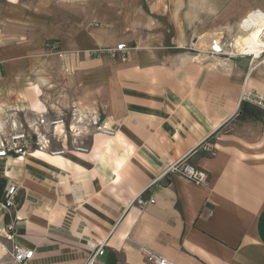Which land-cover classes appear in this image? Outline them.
<instances>
[{
	"label": "crops",
	"instance_id": "obj_1",
	"mask_svg": "<svg viewBox=\"0 0 264 264\" xmlns=\"http://www.w3.org/2000/svg\"><path fill=\"white\" fill-rule=\"evenodd\" d=\"M263 23L264 0H0V124L69 123L75 109L114 131L84 136L88 152L63 139L62 155L0 157L1 189L19 187L6 221L33 249L21 264H82L100 243L95 264H151L144 248L176 264H264V121L234 119L244 92L264 97V62L204 53ZM119 43L124 61L106 51ZM184 155L206 185L163 175ZM10 244L0 264H20Z\"/></svg>",
	"mask_w": 264,
	"mask_h": 264
},
{
	"label": "built area",
	"instance_id": "obj_2",
	"mask_svg": "<svg viewBox=\"0 0 264 264\" xmlns=\"http://www.w3.org/2000/svg\"><path fill=\"white\" fill-rule=\"evenodd\" d=\"M232 42H234L233 38L217 34L214 38H211L209 46L204 51L206 59L215 61L216 58L232 59L245 56L249 58V64L251 65L254 54L237 51L232 47ZM125 50L124 43L106 49L112 57H116L121 61L126 59ZM58 54L61 58L64 57L63 52L58 51ZM256 59H258L257 63L264 62V50L259 53ZM222 64L224 65L225 62H222ZM216 65L221 67L219 61L216 62ZM243 97L264 109V97L248 92H244ZM69 116V123L63 115L47 117L45 113H38L33 119L16 117L10 121H4L0 124V157H22L33 152L62 155L66 150L62 145L63 139L69 141L72 150L88 152L89 148L84 143V136L92 132L102 133L103 135L114 134L112 129L106 127L103 118L99 114L79 113L73 109L70 111ZM57 127H61V130ZM56 144H59L60 148L54 149L53 146ZM200 145L208 150L210 154H214V149L209 146L206 140ZM168 174L180 175L197 184L206 185L208 182L206 170L188 162L187 155L170 163L163 175ZM18 189V185L8 183L0 190V235L11 241L8 249L11 260L21 264L33 256V249L26 248L13 240L14 220L17 217L14 215L13 219L6 221V217L10 216L11 212L18 206ZM135 202L139 208H143L148 203H153L154 199L152 197L148 199L137 197ZM103 252L104 243H100L82 264H95L97 257L102 255ZM143 252L146 260L151 264H176L150 249L144 248Z\"/></svg>",
	"mask_w": 264,
	"mask_h": 264
},
{
	"label": "rangeland",
	"instance_id": "obj_3",
	"mask_svg": "<svg viewBox=\"0 0 264 264\" xmlns=\"http://www.w3.org/2000/svg\"><path fill=\"white\" fill-rule=\"evenodd\" d=\"M241 29L243 27V25H240ZM245 28V27H244ZM244 28L242 30H244ZM236 32H233V37L228 35H225L228 38H233L237 40V44L236 46L239 47L240 50H242L243 53H251V51L255 50V49H260L259 51H262L264 49V23L258 25L250 34L249 36L242 38L238 33L236 34ZM252 40V41H251ZM256 40V41H255ZM211 38L208 41V44H210ZM258 44V45H257ZM209 46V45H208ZM207 46V47H208ZM242 46V47H241ZM206 47V49H207ZM251 47V48H249ZM253 47V48H252ZM255 48V49H254ZM252 54V53H251ZM259 53H257L258 55ZM256 55V56H257ZM205 61H210L209 59H206ZM58 144H56L55 146H57ZM3 236L0 235V241L2 240ZM7 256H9V254L7 253Z\"/></svg>",
	"mask_w": 264,
	"mask_h": 264
},
{
	"label": "trees",
	"instance_id": "obj_4",
	"mask_svg": "<svg viewBox=\"0 0 264 264\" xmlns=\"http://www.w3.org/2000/svg\"><path fill=\"white\" fill-rule=\"evenodd\" d=\"M234 119L245 121V120H261L264 121V110L254 105L252 102L246 99H242L239 103L238 111L234 116ZM219 129H217L218 131ZM2 182H0V190Z\"/></svg>",
	"mask_w": 264,
	"mask_h": 264
},
{
	"label": "bare ground",
	"instance_id": "obj_5",
	"mask_svg": "<svg viewBox=\"0 0 264 264\" xmlns=\"http://www.w3.org/2000/svg\"><path fill=\"white\" fill-rule=\"evenodd\" d=\"M252 41V40H251ZM256 41V40H255ZM236 44H237V40L236 39H234V42H232V47L234 48V49H236L237 51H241L242 52V50H244V49H242V50H240L239 49V47H237L236 46ZM258 45V44H257ZM242 47V46H241ZM249 48H251V47H249ZM253 48V47H252ZM255 49V48H254ZM260 49H255V50H253V51H251V53L252 54H254V57H257V56H259V54L257 55V53H260L261 51H259ZM264 50V49H263ZM262 50V51H263ZM249 53V52H248ZM246 54V53H245ZM257 55V56H256Z\"/></svg>",
	"mask_w": 264,
	"mask_h": 264
}]
</instances>
